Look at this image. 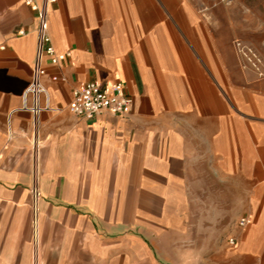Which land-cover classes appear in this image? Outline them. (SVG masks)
<instances>
[{
    "label": "crops",
    "instance_id": "0c3cea01",
    "mask_svg": "<svg viewBox=\"0 0 264 264\" xmlns=\"http://www.w3.org/2000/svg\"><path fill=\"white\" fill-rule=\"evenodd\" d=\"M47 20L69 56L44 61L51 110L34 119L36 14L0 0V264H264V79L234 47L264 59V0H55ZM93 81L131 107L70 113ZM205 181L250 218L234 249L190 236Z\"/></svg>",
    "mask_w": 264,
    "mask_h": 264
},
{
    "label": "built area",
    "instance_id": "2783aa9c",
    "mask_svg": "<svg viewBox=\"0 0 264 264\" xmlns=\"http://www.w3.org/2000/svg\"><path fill=\"white\" fill-rule=\"evenodd\" d=\"M54 3L55 0H42L41 4L38 5L34 0H24V4L36 14L37 27L34 65L30 82L22 95L20 109L28 112L34 119H37L42 112L51 110L48 93L43 84V78L46 76L43 67L44 61L47 59L51 65H58L69 56L67 53H55L50 45L47 19L49 9ZM19 34H23V32ZM234 47L241 68L251 72L258 79H264V59L258 51L240 41H236ZM55 79V77L52 78V80ZM131 105L132 99L125 93L121 83L93 81L81 83L72 90L68 110L77 117L90 120L103 112L116 116L121 115ZM31 195L35 211L39 201V192L35 187L31 190ZM249 223L250 218L243 217L239 219L237 225L240 228H245ZM227 243L231 247L237 245V241L233 237H229Z\"/></svg>",
    "mask_w": 264,
    "mask_h": 264
},
{
    "label": "rangeland",
    "instance_id": "374dc122",
    "mask_svg": "<svg viewBox=\"0 0 264 264\" xmlns=\"http://www.w3.org/2000/svg\"><path fill=\"white\" fill-rule=\"evenodd\" d=\"M205 184V195L202 194L200 197L190 199L188 215L189 221L193 224L190 228V236L206 239L219 238L221 242H225L229 237L235 238L233 236L234 228L244 231L248 226L240 228L237 225L239 219L246 216L237 215V220L233 221L231 213L228 212L234 208L230 203L232 202V205H234L236 198L230 199L227 192H221L220 194H224L222 202L225 201L226 204L220 205V194L215 189L214 183L212 181H205ZM236 247L237 245L231 248L234 249Z\"/></svg>",
    "mask_w": 264,
    "mask_h": 264
}]
</instances>
